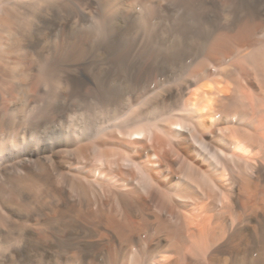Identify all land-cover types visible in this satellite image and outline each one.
<instances>
[{
  "label": "bare ground",
  "instance_id": "1",
  "mask_svg": "<svg viewBox=\"0 0 264 264\" xmlns=\"http://www.w3.org/2000/svg\"><path fill=\"white\" fill-rule=\"evenodd\" d=\"M0 264H264V0H0Z\"/></svg>",
  "mask_w": 264,
  "mask_h": 264
}]
</instances>
